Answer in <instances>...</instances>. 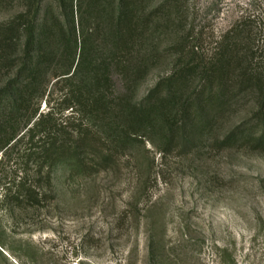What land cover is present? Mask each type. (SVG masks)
<instances>
[{
  "label": "rangeland",
  "instance_id": "rangeland-1",
  "mask_svg": "<svg viewBox=\"0 0 264 264\" xmlns=\"http://www.w3.org/2000/svg\"><path fill=\"white\" fill-rule=\"evenodd\" d=\"M182 5L181 20L167 18L161 29L162 57L135 89L134 102L186 65L193 69L171 92L180 90L175 103L193 95L194 46L210 53L242 17L263 37L264 0ZM9 12L0 8V19ZM125 90L118 82L117 91ZM257 100L256 91L241 93L185 146L181 138L169 141L171 122L182 124L179 107L168 120L157 114L150 128L134 126L136 138L120 146L111 142L119 137L108 132V120L96 118L103 148L112 149L115 160L92 173H72L60 163L51 183L48 168L38 177L36 164L7 155L0 166V264H264V147L241 137L224 140L231 131L260 130L264 111ZM27 170L40 198H4L2 189H15Z\"/></svg>",
  "mask_w": 264,
  "mask_h": 264
},
{
  "label": "trees",
  "instance_id": "trees-1",
  "mask_svg": "<svg viewBox=\"0 0 264 264\" xmlns=\"http://www.w3.org/2000/svg\"><path fill=\"white\" fill-rule=\"evenodd\" d=\"M182 6V0H0V8L10 11L0 19V166L16 153L36 164L38 177L48 168L50 183L60 163L72 173L97 172L116 156L103 148L94 126L102 116L108 132L118 134L111 142L120 146L136 138L134 126L150 128L157 114L166 120L179 107L182 124L171 122L169 141L181 138L185 146L241 93L256 91L264 111V32L260 37L248 17L217 37L210 53L194 46L193 95L175 103L180 90L171 92L193 69L186 65L134 102L135 89L162 57L161 29L167 18L181 20ZM121 98L126 102L116 103ZM258 128L245 135L231 131L224 140L241 137L264 147V120ZM27 173L15 189H2L4 198H40Z\"/></svg>",
  "mask_w": 264,
  "mask_h": 264
}]
</instances>
